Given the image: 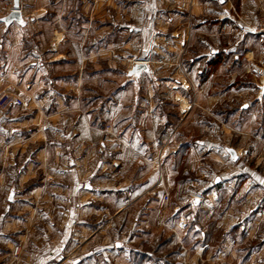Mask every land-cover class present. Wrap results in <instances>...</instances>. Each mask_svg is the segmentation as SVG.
Listing matches in <instances>:
<instances>
[{"label":"crops","instance_id":"crops-1","mask_svg":"<svg viewBox=\"0 0 264 264\" xmlns=\"http://www.w3.org/2000/svg\"><path fill=\"white\" fill-rule=\"evenodd\" d=\"M15 1L0 3V96L24 105L0 107V229L20 233L0 251L264 264V35L239 26L264 0H18L26 26H6Z\"/></svg>","mask_w":264,"mask_h":264},{"label":"rangeland","instance_id":"rangeland-1","mask_svg":"<svg viewBox=\"0 0 264 264\" xmlns=\"http://www.w3.org/2000/svg\"><path fill=\"white\" fill-rule=\"evenodd\" d=\"M19 2V1H18ZM0 3H8V5L9 4H11V3H13V0H2V1H0ZM7 6V5H6ZM2 10H3V8H2ZM7 10V9H6ZM8 11V10H7ZM264 16V15H263ZM262 17V16H261ZM263 112V109L261 108V110H260V112ZM261 112V113H262ZM153 192V191H152ZM192 193V192H191ZM194 193V192H193ZM6 203H7V201L4 199V200H2V201H0V218L1 219H5V218H7V216H8V214H4V206L6 205ZM18 228H16V230H17ZM19 231H20V228L18 229ZM19 231H6V230H4V229H0V250H1V248L4 250H6V249H8L7 248V244L5 243V240H6V235L8 234V233H10L9 235H11V236H13L14 238H16L15 236H16V233L15 232H18V233H20ZM20 235V234H19ZM17 237H19V236H17ZM8 238H10V239H12L11 237H8ZM18 239H20V237L18 238ZM3 241V242H2ZM11 241V240H10ZM13 242L14 243H16L15 242V240L13 239L12 240V243L11 244H13ZM6 244V245H5ZM20 245V244H19ZM16 246H18V245H16ZM16 246H14V248H13V251H14V249H15V247ZM22 249V248H21ZM23 250V249H22ZM32 250H34V255H32L31 254V252L29 253V255H28V257H25L23 260H22V252H21V254H20V256H18L17 258L14 256V254H11L12 253V250H11V252H10V255L8 254L9 253V251H5V252H3V251H0V261H2V260H7V259H9L8 260V263L6 262V263H4V264H39V261H37V253H38V250L37 249H32ZM90 250H91V248L89 249V248H87V249H85V251H83V252H80V253H68L67 252V254H66V252H64V250L62 249V252L59 254V257H58V260H60V259H62L63 257H69V256H72V255H77L79 258H81L82 256H85V254L86 253H88V252H90ZM152 251H154L155 249H151ZM164 250L165 249H161L160 251H161V253L160 254H162V255H164ZM47 251H51V249H47ZM46 251V252H47ZM171 251H174V254H175V252H178V250H177V248H173V249H171ZM214 253V252H213ZM13 257V258H12ZM29 258V259H28ZM14 259V261L13 262H11V260H13ZM25 260V261H24ZM66 259H62L60 262L59 261H57V260H54V261H57V262H53V260H47V262L46 263H44V264H67L66 263V261H65ZM22 262V263H21ZM26 262V263H25ZM41 264H43V263H41ZM206 264H210V263H206Z\"/></svg>","mask_w":264,"mask_h":264},{"label":"built area","instance_id":"built-area-1","mask_svg":"<svg viewBox=\"0 0 264 264\" xmlns=\"http://www.w3.org/2000/svg\"><path fill=\"white\" fill-rule=\"evenodd\" d=\"M188 3L185 1L180 2V4L177 5V9L180 11L186 10L188 8ZM168 23V22H167ZM169 24V23H168ZM239 26L241 27L242 31H246L248 29L252 30L253 33L255 34H261L264 35V16L260 17L259 21H258V25L256 26V28H252L244 21V19L239 18ZM224 27L226 28L227 25H224ZM11 105H24V101L22 99H19L18 97H15V95L9 93V92H5L3 94H1L0 96V107L3 109H7L9 106ZM110 132V130L108 131ZM108 139V136H105V140ZM170 148L167 147L166 151H165V155L170 154L172 151L169 150ZM158 162V160H156ZM237 171L242 172L241 168H237ZM164 187V186H163ZM154 192V191H153ZM191 198H198L200 201L204 200V196L202 193V189H199L198 191H194V193H192ZM171 201V196L169 191L164 187V195L162 198V202L165 206H168L169 203ZM22 252L21 247L18 245L15 247L13 254L14 256L17 258L18 256H20Z\"/></svg>","mask_w":264,"mask_h":264},{"label":"water","instance_id":"water-1","mask_svg":"<svg viewBox=\"0 0 264 264\" xmlns=\"http://www.w3.org/2000/svg\"><path fill=\"white\" fill-rule=\"evenodd\" d=\"M1 21H3L6 26H9L14 22L22 27L26 26V21L23 18L21 10L19 9L18 0L15 1L14 9H12L7 16L3 17ZM143 72L150 73L148 65L146 63H136L129 71L128 76L132 80L138 81ZM261 92L264 93V82L261 88ZM226 149L234 160L238 158L237 152L234 148L226 147ZM191 202L195 206L200 202V200L198 198H192Z\"/></svg>","mask_w":264,"mask_h":264},{"label":"snow or ice","instance_id":"snow-or-ice-1","mask_svg":"<svg viewBox=\"0 0 264 264\" xmlns=\"http://www.w3.org/2000/svg\"><path fill=\"white\" fill-rule=\"evenodd\" d=\"M257 179H259V177H257ZM260 182H261V183H264V180H261Z\"/></svg>","mask_w":264,"mask_h":264}]
</instances>
